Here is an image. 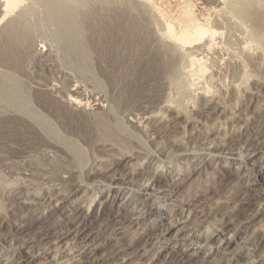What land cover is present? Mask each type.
<instances>
[{
    "label": "rangeland",
    "instance_id": "1",
    "mask_svg": "<svg viewBox=\"0 0 264 264\" xmlns=\"http://www.w3.org/2000/svg\"><path fill=\"white\" fill-rule=\"evenodd\" d=\"M138 2L24 0L0 22V114L25 119L35 129L36 140L46 142L0 151V264H264V0H224L218 7L221 13L215 14L219 17L210 19L223 25L213 50L184 48V52L165 46L159 33L155 34L161 21L150 6ZM52 4L58 8L57 18L47 14ZM124 15L128 17L121 19ZM69 21L78 35L69 37L64 32ZM110 38L119 40L117 50L111 49ZM150 40L153 48L164 49L174 60L170 84L159 96L176 102L161 104L156 118L144 114L136 123L139 114L155 108L148 106L150 97L145 95L152 88L143 90V100L132 102L127 97ZM188 51L205 61L200 81L187 76ZM75 90L87 106L71 102L68 107L77 113L86 110L80 114L95 128L97 135L92 139L69 134L35 105L39 99L66 104ZM24 105L34 110L28 114ZM32 113L37 120L29 119ZM101 136L114 141L102 148L95 143ZM223 142L233 143L226 146ZM124 147L129 155L122 157ZM217 147L226 151L211 152ZM221 189L225 196L219 201L223 203L214 207L217 198L210 201L206 196ZM150 192L154 197L143 208ZM170 221L175 222L173 231L165 226ZM223 224L228 229L221 242L196 241ZM51 246L48 260L44 259L43 253Z\"/></svg>",
    "mask_w": 264,
    "mask_h": 264
},
{
    "label": "bare ground",
    "instance_id": "2",
    "mask_svg": "<svg viewBox=\"0 0 264 264\" xmlns=\"http://www.w3.org/2000/svg\"><path fill=\"white\" fill-rule=\"evenodd\" d=\"M74 1V0H73ZM137 1H139L138 3H140V2H143V3H145V4H147L148 6H150V8L152 9L151 11H153L154 12V15L156 14V16L159 18V21H161V25L162 26H160L161 28L160 29H158V31L155 33V34H157V33H159V35L163 38V40L165 41L164 42V44H165V46H168L167 48H169V47H172V48H175V49H199L200 47H202V48H205L206 50H208V51H212L213 50V48H214V38H215V36L216 35H218L219 34V30H220V28H221V26H223V25H221L219 22H218V20L215 18V20L218 22H216V21H214V19H212L213 21H211L210 19L211 18H214L213 17V15H215V14H217L218 12H220L221 10L220 9H218V7H219V5L220 4H223V1L224 0H211L210 1V3L208 2V3H206L207 1L206 0H159V1H157V0H137ZM225 1H227V0H225ZM23 2H24V0H0V22L6 17V16H9V15H11L15 10H17L18 8H20V6L23 4ZM67 2V1H66ZM112 2V1H111ZM75 3V2H74ZM142 3V4H143ZM217 3V4H216ZM229 3V2H228ZM230 3H231V1H230ZM233 3H237V2H233ZM72 4V3H71ZM76 4V3H75ZM70 5V4H69ZM140 5V4H139ZM234 5H236V4H234ZM234 5H232V6H234ZM143 6V5H142ZM147 6V7H148ZM221 6V5H220ZM226 6H228V5H226ZM240 6V5H239ZM68 7V6H67ZM222 7V6H221ZM224 7H225V5H224ZM223 7V8H224ZM231 7V6H230ZM237 7V6H236ZM73 8V7H72ZM135 8V7H134ZM144 8V7H143ZM239 8V7H238ZM238 8H236V9H238ZM48 16L49 17H58V14H55L56 12H57V10H58V8H57V6H54L53 4H52V6H49L48 8ZM68 9V8H67ZM74 9V8H73ZM76 9V8H75ZM109 9V8H108ZM236 9H233L234 11L236 10ZM112 10V9H111ZM133 10V9H132ZM241 10H242V8H241ZM246 10V9H245ZM123 11V10H122ZM138 11V10H137ZM143 11V10H142ZM141 11V12H142ZM230 11H232V9H230ZM76 12V11H75ZM75 12H73V13H75ZM127 12V11H126ZM132 12H134V11H132ZM233 12V11H232ZM238 12H240V11H238ZM62 13V12H61ZM67 13V12H66ZM98 13V12H97ZM129 13V12H128ZM221 13V12H220ZM230 13V12H229ZM237 13V12H236ZM243 13V12H242ZM14 14V13H13ZM76 14V13H75ZM119 14V13H118ZM124 14H127V13H124ZM130 14V13H129ZM232 14V13H231ZM238 14V13H237ZM64 15V14H63ZM132 15V14H131ZM69 16V15H68ZM215 16H218V15H215ZM262 16V15H261ZM11 17V16H10ZM15 17V16H14ZM120 17V16H119ZM124 17H128V15H124V16H121V19H124ZM132 17V16H131ZM130 17V18H131ZM153 17H155V16H153ZM219 17V16H218ZM221 17V16H220ZM248 17V16H247ZM256 17V16H255ZM13 18V17H12ZM17 18V17H16ZM19 18V17H18ZM89 18H90V16H89ZM136 18V17H135ZM156 18V17H155ZM251 18V17H250ZM127 19V18H126ZM134 19V18H133ZM157 19V18H156ZM225 19V18H224ZM9 20V19H8ZM13 20H15V21H17V19H14L13 18ZM90 20V19H89ZM128 20V19H127ZM127 20L125 21V20H123L124 22H126L127 24H128V22H127ZM131 20V19H130ZM262 20V19H261ZM10 21L12 22V20L10 19ZM19 21V20H18ZM20 21H21V19H20ZM75 21V20H74ZM73 21V22H74ZM147 21V20H146ZM157 21V20H156ZM155 21V22H156ZM228 21V20H227ZM6 22V21H5ZM23 22V21H22ZM21 22V23H22ZM55 22V21H54ZM120 22V21H119ZM230 22V21H229ZM10 23V22H9ZM15 23V26H17L16 25V22H14ZM13 23V24H14ZM108 23V22H107ZM151 23V22H150ZM213 23H215V24H213ZM18 24V23H17ZM54 24V23H53ZM71 22L69 21V22H67V23H65V33H66V35H68L69 37H72V36H76V35H78L77 34V31L76 30H74L73 28H72V26H71ZM76 24V23H75ZM99 24V23H98ZM101 24V23H100ZM133 24V23H132ZM132 24H130V25H132ZM3 25H5V24H3ZM20 25V24H19ZM119 25H121V23L119 24ZM119 25L117 26V27H119ZM123 25V24H122ZM153 25V24H152ZM221 25V26H220ZM1 26V25H0ZM7 26V25H6ZM8 26H10V25H8ZM26 26V25H25ZM60 26V25H59ZM62 26V25H61ZM67 26H68V28H67ZM90 26V25H89ZM95 26V25H94ZM4 27V26H3ZM22 28H24L23 26H21ZM91 27V26H90ZM116 27V26H115ZM122 27V26H121ZM155 27V26H154ZM7 28V27H6ZM10 28V27H9ZM8 28V29H9ZM15 28H17V27H14V29ZM75 28H77V27H75ZM94 28V27H93ZM123 28V27H122ZM140 28V27H139ZM159 28V27H158ZM20 29V28H19ZM64 29V28H63ZM97 29V28H96ZM134 29V28H133ZM143 29V28H142ZM157 29V28H156ZM2 30H4V29H2ZM24 30V29H23ZM94 30V29H93ZM102 30V29H101ZM100 30V31H101ZM104 30V29H103ZM108 30V29H107ZM111 30V29H110ZM117 30V29H116ZM120 30V29H119ZM125 30V29H124ZM127 30V29H126ZM153 30V29H152ZM9 31V30H8ZM7 31V32H8ZM11 31H13V29L11 30ZM10 31V32H11ZM16 31H19L18 29L16 30ZM21 31H22V29H21ZM83 31V30H82ZM81 31V32H82ZM98 31V30H97ZM118 31V30H117ZM121 31H122V29H121ZM132 31V30H131ZM2 32V31H1ZM115 32V31H114ZM138 32V31H137ZM14 33V32H13ZM29 33V32H28ZM85 33V32H84ZM105 33V32H104ZM118 33V32H117ZM120 33V32H119ZM118 33V34H119ZM139 33V32H138ZM152 33H154V32H152ZM222 33V32H221ZM17 35H18V33H16ZM15 34V35H16ZM82 34V33H81ZM108 34V33H107ZM114 34V33H113ZM124 34V33H123ZM136 34V33H135ZM141 34V33H140ZM13 35V34H12ZM84 35V34H83ZM9 36V35H8ZM7 36V37H8ZM11 36V35H10ZM19 36V35H18ZM25 36V35H24ZM23 36V37H24ZM117 36V35H116ZM120 36V35H119ZM124 36V35H123ZM122 36V37H123ZM125 36H127V35H125ZM129 36V35H128ZM158 36V35H157ZM16 37V36H15ZM20 37H21V35H20ZM26 37V36H25ZM113 37V36H112ZM140 37V36H139ZM152 37H153V35H152ZM10 37H8V39H9ZM19 38V37H18ZM85 38V37H84ZM115 38V37H114ZM121 38V37H120ZM137 38V37H136ZM149 38H151V37H149ZM5 39V38H4ZM3 39V40H4ZM10 39H15L14 37H11ZM28 39V38H27ZM100 39V38H99ZM111 39V38H110ZM124 39H125V37H124ZM155 39V38H154ZM161 39V38H160ZM18 40V39H17ZM34 40V39H33ZM74 40V39H73ZM107 40V39H106ZM123 40V39H122ZM134 40H135V38H134ZM149 40V39H148ZM152 40V39H151ZM151 40L150 41H148L147 43H148V45H147V48L143 51V52H145L146 54H147V57H146V59L144 60V62L141 64V67H140V69H139V71L138 72H136L137 74L135 75L136 76V78H135V80L133 79L132 80V82H131V87L130 88H128L129 90H128V98H130V101H132V100H139V98L140 99H142V98H144V96L146 95V97L148 98V97H150V100H149V104H148V106L149 105H153V107H155V108H153L154 110H152V111H148V112H145L144 110V112H140L141 113V115L139 114V116L140 117H137L138 119H136V120H138V122H136V123H139V121L140 120H142V119H144V116L145 115H148L149 117V119H153V118H156L157 117V115L159 114H155V112H156V110H161V108H160V105L161 104H163V103H168L169 105L170 104H174L176 101H172L173 103H170L171 102V99L172 98H170L168 101H167V97L165 98V99H160V96H159V92H161V90H163L164 88H166V86H167V84H170V81H171V78H170V76H171V74H172V72H173V68H174V60L171 58V56L169 55V53L167 52V51H163L162 49H157V47H155V48H153L152 47V43H151ZM162 40V41H163ZM10 41L11 40H9V42L8 43H10ZM19 41V40H18ZM109 41V40H108ZM127 41H129V39L127 40ZM138 41V40H137ZM13 42V41H12ZM15 42V44H17L16 43V40L14 41ZM38 42V41H37ZM70 42V41H69ZM73 42V41H72ZM77 42V41H76ZM106 42V41H105ZM124 42V41H123ZM131 42V41H130ZM141 42V41H140ZM155 43H156V41H154ZM153 42V43H154ZM3 43V42H2ZM74 43V42H73ZM111 44H109L112 48L111 49H113V50H115L116 48H118L119 47V45H118V43H119V40H117V39H111V42H110ZM127 43V42H126ZM142 43H143V41H142ZM144 43H145V40H144ZM158 43V42H157ZM162 43V42H161ZM13 44V43H12ZM14 44V45H15ZM68 44V43H67ZM75 44V43H74ZM73 44V45H74ZM76 44H78V43H76ZM82 44V43H81ZM134 44H136V43H134ZM138 44V43H137ZM163 44V43H162ZM163 44V45H164ZM250 44H251V42H250ZM4 45V44H3ZM9 45H11V44H9ZM123 45V44H122ZM128 45V44H127ZM129 45H131V44H129ZM157 45V44H156ZM242 45V44H241ZM13 46V45H12ZM32 46V45H31ZM66 46V45H65ZM69 46V45H68ZM68 46L66 47V48H68ZM91 46V45H90ZM109 46V47H110ZM125 46V45H124ZM123 46V47H124ZM137 46V45H136ZM145 46V45H144ZM164 46V47H165ZM11 47V46H10ZM15 47V46H14ZM16 47H17V45H16ZM15 47V48H16ZM72 47H75V45L74 46H72ZM77 47V49L79 50V51H81L80 50V48L78 47V46H76ZM81 47V46H80ZM94 47H95V45H94ZM99 47V46H98ZM31 48V47H30ZM43 48V47H42ZM84 48V47H83ZM125 48V47H124ZM134 48V47H133ZM138 48V47H137ZM159 48V47H158ZM160 48H162V47H160ZM201 48V49H202ZM9 49V48H8ZM7 49V50H8ZM10 49H12V50H10ZM9 49V51H11V52H13L14 51V49L13 48H10ZM82 49V48H81ZM98 49V48H97ZM123 49V48H122ZM166 49V48H165ZM6 50V49H5ZM77 50V51H78ZM88 50V49H87ZM117 50V49H116ZM126 50V49H125ZM131 50V49H130ZM142 50H143V48H142ZM170 50V49H169ZM16 51H18L17 49H15V52ZM25 51V50H24ZM69 51V50H68ZM73 51V50H72ZM75 51V50H74ZM111 51V50H110ZM121 51V50H120ZM129 51V50H128ZM183 51V50H182ZM197 51H199V50H197ZM243 51V50H242ZM3 52V51H2ZM1 52V53H2ZM8 52V51H7ZM26 52V51H25ZM94 52V51H93ZM119 52V51H118ZM124 52V51H123ZM135 52H136V50H135ZM184 52V51H183ZM207 52V51H206ZM27 53H28V51H27ZM41 53V52H40ZM78 53V52H77ZM77 53H75V54H77ZM113 53V51L111 52V54ZM116 53V52H115ZM115 53H114V55H115ZM126 53V52H125ZM128 53V52H127ZM130 53V52H129ZM133 53H134V49H133ZM132 53V54H133ZM137 53H139V52H137ZM145 53H143V54H145ZM188 53L189 54H187L188 55V57H189V59H187V62L189 61V64H190V66L189 65H186V66H188L187 68H189L190 67V69L188 70V73H187V76L188 75H190V76H188V77H190V78H192V76L194 77H198L197 79L199 80L203 75H205L204 73L205 72H203L204 70H205V61L202 59V58H199L198 56L199 55H195V51L194 52H192V54L188 51ZM198 53V52H197ZM208 53V52H207ZM219 53V52H218ZM261 53H263V52H261ZM16 56L18 55V53L16 54V53H14ZM13 54V55H14ZM20 54V53H19ZM70 54V53H69ZM88 54V53H87ZM117 54V53H116ZM131 54V53H130ZM135 54L136 53H134V56H135ZM73 55H74V53H73ZM121 55H123V53L121 54ZM138 55V54H137ZM186 55V54H185ZM201 55V54H200ZM69 56V55H68ZM117 56V55H116ZM119 56V55H118ZM129 56V55H128ZM132 56V55H131ZM146 56V55H145ZM144 56V57H145ZM204 56V55H203ZM1 57V56H0ZM10 57V56H9ZM19 57V56H18ZM71 57V56H70ZM83 57V56H82ZM82 57H80V58H82ZM122 57V56H121ZM120 57V58H121ZM136 58H137V56H135ZM139 57V56H138ZM183 57V56H182ZM8 58V57H7ZM11 58V57H10ZM76 58V57H75ZM115 56H114V61H113V63L115 64L116 62H115ZM123 58V57H122ZM12 59V58H11ZM78 59H79V57H78ZM117 59H119V58H117ZM127 59V58H126ZM125 59V60H126ZM135 59V58H134ZM178 59V58H177ZM211 59V58H210ZM22 60V59H21ZM128 60H130V59H127V62H128ZM132 60H133V58H132ZM11 61V60H10ZM23 61V60H22ZM106 61V60H105ZM117 61V60H116ZM124 61V60H123ZM122 61V62H123ZM131 61V60H130ZM207 61V60H206ZM221 61V60H220ZM245 61V60H244ZM77 62V61H76ZM82 62H83V60H82ZM85 62V61H84ZM109 62V61H108ZM118 62V61H117ZM133 62V61H132ZM136 62V61H135ZM138 62H139V59H138ZM141 62V61H140ZM179 62V61H178ZM210 62V61H209ZM212 62V61H211ZM74 63H75V61H74ZM120 63H121V61H120ZM252 63V62H251ZM4 64V63H3ZM77 64V63H76ZM80 65H81V63H79ZM79 64H77V65H79ZM106 64H107V62H106ZM123 64V63H122ZM127 64V63H126ZM69 65V64H68ZM105 65V64H104ZM112 65V64H111ZM130 65V64H129ZM140 64L138 63V66H139ZM179 65V64H178ZM248 65V64H247ZM106 66V65H105ZM120 66V65H119ZM125 66H127V65H125ZM183 67H186V66H184V64L182 65ZM67 67V66H66ZM70 67V66H69ZM84 67V66H83ZM116 67H117V65H116ZM132 67V66H131ZM134 67V66H133ZM132 67V68H133ZM136 67V66H135ZM134 67V68H135ZM14 68V67H13ZM81 68V67H80ZM119 68V67H118ZM128 67H126V69H127ZM131 68V69H132ZM133 68V69H134ZM139 68V67H138ZM187 68H185V70H187ZM245 68V67H244ZM254 68V67H253ZM12 69V68H11ZM71 69V68H70ZM108 69V68H107ZM115 68H113V70H114ZM117 69V68H116ZM124 69V68H123ZM136 69V68H135ZM180 69V68H179ZM91 70V69H90ZM120 71L119 72H121V69H119ZM103 71V70H102ZM123 72H124V70H122ZM243 71V70H242ZM110 72V71H109ZM112 72L113 71H111L110 72V74H112ZM118 72V71H117ZM134 72V71H133ZM122 73V72H121ZM127 73V72H126ZM182 74H183V72H182ZM186 74V73H185ZM113 75H114V73H113ZM112 75V76H113ZM110 76V75H109ZM108 76V77H109ZM118 76V75H117ZM123 76H124V74H123ZM128 76V75H127ZM129 76H133V75H129ZM184 76V75H183ZM182 76V77H183ZM186 76V75H185ZM245 76V75H244ZM111 77V76H110ZM114 77H116V76H114ZM176 77V76H175ZM200 77V78H199ZM100 78V77H99ZM118 78H119V76H118ZM122 78V77H121ZM125 78V77H124ZM178 78V77H177ZM187 78V77H186ZM204 78H205V76H204ZM4 79V78H3ZM127 79H129V77L127 78ZM126 79V80H127ZM176 79V78H175ZM193 79V78H192ZM202 79V78H201ZM246 79V78H245ZM112 80V79H111ZM116 80H118V79H116ZM120 80V79H119ZM174 80V79H173ZM183 81H181V82H183V84H185L187 81H188V78H187V81H185V78L184 79H182ZM222 80V79H221ZM30 81V80H29ZM115 81V80H114ZM121 81V80H120ZM119 81V82H120ZM130 81V80H129ZM184 81H185V83H184ZM189 81H191L190 79H189ZM188 81V82H189ZM200 81V80H199ZM41 82V81H40ZM193 82V81H192ZM207 82V81H206ZM242 82V81H241ZM240 82V83H241ZM195 83V82H194ZM222 83V82H221ZM26 84V83H25ZM41 84V83H40ZM128 84H130V83H128ZM182 84V85H183ZM190 83H188V85H189ZM239 84V83H238ZM10 85V84H9ZM100 85V84H99ZM117 85V84H116ZM115 85V86H116ZM181 85V86H182ZM187 84H186V86H188ZM11 86V85H10ZM95 86V85H94ZM102 86V85H101ZM114 86V87H115ZM174 86V85H173ZM181 86L180 85H178L177 87L178 88H181ZM235 86V85H234ZM239 86V85H238ZM121 87H122V85H121ZM125 87V86H124ZM152 88L153 90L149 93V92H147V93H145V95H144V93L143 92H145V91H143L145 88H147V89H149V88ZM184 87H185V85H184ZM194 87V86H193ZM2 87H0V89H1ZM4 88V87H3ZM213 88V87H212ZM11 89H13V88H11ZM98 89V88H97ZM122 89V88H121ZM127 89V88H126ZM125 89V90H126ZM184 89H187L186 87L184 88ZM184 89L182 90L183 91V94L185 93L184 92ZM10 90V89H9ZM63 90H64V88H63ZM178 90V89H177ZM188 90V89H187ZM6 91V90H5ZM7 91H8V89H7ZM12 91H14V90H12ZM123 91V90H122ZM150 91V90H149ZM180 91V90H179ZM179 91H178V93H179ZM208 91V90H207ZM10 92V91H9ZM8 92V93H9ZM19 92V91H18ZM78 92V91H77ZM76 92V90H75V92H73L72 94H70L67 98H68V102H65V101H63V102H65L66 104H60L59 102L57 103H53V104H48V103H46V102H44L43 100H36L35 101V99H34V101H35V105L37 106V107H39V109L41 108V109H43L45 112H47V114L50 116V117H52L55 121H53V120H51L50 118V120L51 121H53L54 123L57 121L62 127L61 128H64V130L65 131H67V132H69V134L71 133V135L72 134H80L81 136V138H89V139H92L93 137H94V135H97V134H94L93 133V130L95 129H92L93 128V126L89 123V122H87V120L85 119V117L83 116V115H81L80 114V112L82 111H79V113H77L76 111H74V110H77V109H75L74 107V110H73V108L71 109V108H69L68 107V105L69 104H72L71 102H73V104L72 105H74V103L76 104V105H78V107L80 106V107H86L87 106V103L88 102H85V103H83L82 104V100L79 98V95H78V93ZM114 92V91H113ZM176 92V91H175ZM181 92V91H180ZM188 92V91H187ZM0 93H1V91H0ZM7 93V94H8ZM11 93V92H10ZM13 93V92H12ZM15 93H17V90H16V92ZM15 93H14V95H15ZM126 93V92H125ZM143 93V94H142ZM152 93H154V95H151ZM170 93V92H169ZM206 93V92H205ZM3 94V93H2ZM162 94V93H161ZM180 94V93H179ZM1 95V94H0ZM4 95V94H3ZM11 95V94H10ZM17 95H18V93H17ZM38 95V94H37ZM53 95V94H52ZM81 95V94H80ZM114 95V94H113ZM190 95V94H189ZM117 96V95H116ZM169 96V95H168ZM182 96V95H181ZM205 96V95H204ZM3 97H5V99H6V95L5 96H3ZM9 97V96H8ZM17 97V96H16ZM19 97V96H18ZM124 97V96H123ZM13 98V97H12ZM38 98H40L39 96H38ZM93 98V97H92ZM126 98V97H125ZM184 98V97H183ZM183 98H182V100H183ZM4 99V98H3ZM15 99V98H14ZM42 99V98H41ZM62 99V98H61ZM127 99V98H126ZM146 99V98H145ZM1 100V99H0ZM12 99L10 98V101H11ZM59 100V99H58ZM66 100V99H65ZM86 100V99H85ZM100 100V99H99ZM143 100V99H142ZM141 100V101H142ZM148 100V99H147ZM174 100V99H173ZM4 102L5 101H7V100H3ZM16 101V100H15ZM25 101V100H24ZM27 101V100H26ZM87 101H88V99H87ZM140 101V102H141ZM206 101H207V99H206ZM1 102H2V100H1ZM13 102V101H12ZM20 102H21V100H20ZM23 102V101H22ZM111 102V101H110ZM116 102V101H115ZM133 102V101H132ZM139 102V103H140ZM186 102V101H185ZM3 103V102H2ZM1 103V104H2ZM6 103V102H5ZM9 103V102H8ZM8 103H6V104H8ZM102 103V102H101ZM127 103V102H126ZM135 103V105H136V103L138 104V102H134ZM141 103H143V101L141 102ZM11 104V103H10ZM18 104H21V103H18ZM26 104V103H25ZM93 104V103H92ZM91 104V105H92ZM128 104V103H127ZM12 105V104H11ZM10 105V106H11ZM23 104H21V106H22ZM31 105V104H30ZM121 105H123V104H121ZM130 105V104H129ZM175 105V104H174ZM1 106V105H0ZM9 106V107H10ZM13 106V105H12ZM15 106V105H14ZM89 106V105H88ZM128 106V105H127ZM132 108H134V105L132 104ZM138 106V105H137ZM166 106V105H165ZM178 106V105H177ZM33 107H34V104H33ZM75 107H77V106H75ZM98 107V106H97ZM101 107H102V105H101ZM170 107V106H169ZM22 108H26L27 110V113L29 114V113H31L32 111H30V109H28L27 107H25V105H24V107H22ZM32 108V107H31ZM145 108V107H144ZM150 108V107H149ZM152 108V107H151ZM14 109H16V106H15V108ZM19 109H21V108H19ZM18 109V110H19ZM85 109V108H84ZM135 109L136 108H134V111H135ZM2 110H3V108H2ZM133 110V109H132ZM16 111V110H15ZM23 111H25V110H22V112ZM25 111V112H26ZM29 111V112H28ZM78 111V110H77ZM84 111V112H83ZM82 112L85 114V111L86 110H83ZM140 111V110H139ZM146 111H147V109H146ZM10 112V111H9ZM20 112H21V110H20ZM24 112V113H25ZM136 112V111H135ZM3 113V112H2ZM41 113V112H40ZM39 113V114H40ZM133 113V112H132ZM139 113V112H138ZM180 113V112H179ZM18 114V113H17ZM20 114H22V113H20ZM28 114L27 115H25V114H23L25 117H27L28 116ZM134 114V113H133ZM145 114V115H144ZM161 114V113H160ZM105 116V115H104ZM138 116V115H137ZM29 117V119H34V120H37L38 119V117H37V119H36V117H35V113H32L31 114V116H28ZM39 117H41V115L39 116ZM46 117H47V115H46ZM45 117V118H46ZM148 118H146V119H148ZM47 119V118H46ZM45 119V120H46ZM133 119H135V118H133ZM47 121V120H46ZM131 121V120H130ZM197 121V120H196ZM38 122V121H37ZM133 122V121H132ZM131 122V123H132ZM4 123H6V124H4ZM36 123V122H35ZM38 123H40V122H38ZM53 123V124H54ZM134 123V122H133ZM141 123V122H140ZM57 124V123H56ZM58 124V125H59ZM135 124V123H134ZM94 125V124H93ZM37 126H38V124H37ZM43 126V125H42ZM41 126V127H42ZM45 126V125H44ZM50 127V126H49ZM57 127V126H56ZM121 127V126H120ZM55 128V127H54ZM60 128V127H59ZM58 128V129H59ZM108 128V127H107ZM141 128H143V127H141ZM46 129V128H45ZM52 129V128H51ZM113 129V128H112ZM121 129V128H120ZM43 130H44V128H43ZM56 130V129H55ZM98 130V129H97ZM96 130V131H97ZM116 130V129H115ZM131 130V129H130ZM34 131H35V129L33 128V126L32 125H30V124H28L26 121H25V119H23V118H21V117H19V116H3V115H1L0 114V151L1 152H10V150H12L13 149V147L14 146H20V145H25V146H28V147H32V146H34V145H36V146H42V145H46V142L45 141H41V142H39L38 140H40V139H38V140H36L37 138L35 137V133H34ZM38 131V130H37ZM45 131V130H44ZM57 131H59V130H57ZM119 131V130H118ZM117 131V132H118ZM105 132V131H104ZM115 132V131H114ZM123 132H125V131H123ZM159 132V131H158ZM37 133V132H36ZM55 133V132H54ZM60 134H61V132H59ZM63 133H64V131H63ZM122 133V132H121ZM127 133V132H126ZM34 134V135H33ZM47 134V133H46ZM30 135V136H29ZM42 135V134H41ZM77 135V136H78ZM111 135V134H110ZM43 136V135H42ZM50 136V135H49ZM67 137V136H66ZM74 137V136H73ZM120 137V136H119ZM50 138H51V136H50ZM76 138V137H75ZM78 138V137H77ZM101 138H102V136H101ZM104 138V137H103ZM95 139V140H97V141H95V143L97 144H99V145H101V147L102 148H106L107 147V145H104L106 142H109L110 140H109V138H107V139ZM44 139V138H43ZM57 140V139H56ZM84 140V139H83ZM82 140V141H83ZM94 140V139H93ZM93 140H91V141H93ZM122 140V139H121ZM69 141V140H68ZM81 141V142H82ZM85 141V140H84ZM111 141H112V139H111ZM111 141L109 142L110 144H111ZM114 141V140H113ZM113 141H112V143H113ZM127 141V140H126ZM129 141V140H128ZM90 141H88V143H89ZM74 143H76V142H74ZM92 143H94V141L92 142ZM108 143V145H110ZM115 143V142H114ZM167 143V142H166ZM173 143V142H172ZM233 143V142H232ZM232 143L231 142H223V144L222 145H226V146H230V145H232ZM48 144V143H47ZM61 144H62V142H61ZM72 144V143H71ZM86 144V143H85ZM117 144V143H116ZM115 144V145H116ZM122 144H123V142H122ZM174 144H176V143H174ZM178 144V143H177ZM176 144V145H177ZM185 144V143H184ZM60 145V144H59ZM63 145V144H62ZM76 145V144H75ZM95 145V144H94ZM123 145H125V144H123ZM209 145V144H208ZM68 146V145H67ZM112 146H114L113 144H112ZM111 146V147H112ZM117 146V145H116ZM127 146V145H126ZM129 146V145H128ZM24 147V146H23ZM38 147H36V148H38ZM70 147V146H69ZM77 147V146H76ZM117 147H119V145L117 146ZM122 147V146H121ZM136 147V146H135ZM215 147V146H214ZM22 148V147H21ZM45 148V147H44ZM71 148V147H70ZM70 148H69V150H70ZM78 148V147H77ZM114 148V147H113ZM137 148V147H136ZM39 149V148H38ZM47 149V148H46ZM124 149H125V147H124ZM126 149H127V147H126ZM125 149V151H126V153H125V151L123 152V154H122V151H123V149H122V151L120 150V151H118V152H120L121 154H122V157H125V155H129L128 153H129V151L127 152V150ZM130 149V148H129ZM149 149V148H148ZM164 149V148H163ZM27 150V149H26ZM37 150V149H36ZM42 150V149H41ZM79 150V149H78ZM114 150V149H113ZM116 150H118V149H116ZM201 150H203V149H201ZM219 151H222V152H225L226 150L225 149H223V150H221V147L220 148H215L214 150H212L211 152H213V153H215V152H219ZM25 152V151H24ZM35 152V151H34ZM76 152V151H75ZM132 152V151H131ZM80 153V152H79ZM119 153V154H120ZM6 155V154H5ZM9 156V155H8ZM9 157H11V156H9ZM121 157V156H120ZM127 157H130V158H132L133 156H127ZM81 158V157H80ZM73 160V159H72ZM2 161V160H1ZM79 162V161H78ZM82 162V161H81ZM243 162H245V161H243ZM78 166V165H77ZM134 166V165H133ZM79 167V166H78ZM60 170V169H59ZM82 170V169H81ZM66 171V170H65ZM105 171V170H104ZM77 172V171H76ZM116 172V171H115ZM115 172H114V174H115ZM61 173V172H60ZM125 174V173H124ZM108 175V174H107ZM122 177V176H121ZM110 178V177H109ZM121 179V178H120ZM81 181V180H80ZM258 181H261L260 179H257V181H256V183L258 184L259 182ZM71 182V181H70ZM117 182V181H116ZM128 182V181H127ZM162 181H158V183H161ZM111 183V182H110ZM120 184V183H119ZM260 184V183H259ZM77 185V184H76ZM79 186V185H78ZM131 186V185H130ZM222 188V187H221ZM227 191H225L224 193H226ZM152 193L154 194V192L152 191ZM151 192H150V195H149V197H147L146 196V198L144 199V201H143V204L145 205L143 208H145L149 203H150V201L152 200V198L154 197V195L152 194ZM173 193V192H172ZM223 193V190L221 189V190H217V191H214L213 193H212V191L207 195V194H205V195H207L206 196V199H209L210 201H212V200H214V199H216L217 198V202H214L213 201V205H214V207H216L217 205L219 206L220 204L222 205V203L219 201V198L221 199V197L220 196H225V194H222ZM233 194V193H232ZM156 195V194H155ZM167 195V194H166ZM231 195V194H230ZM169 196V195H168ZM204 197V196H203ZM202 197V198H203ZM205 198V197H204ZM230 198V197H229ZM222 200V199H221ZM199 201H202L201 199L199 200ZM209 202V201H208ZM200 203V202H199ZM250 206V205H249ZM140 209V208H139ZM212 209V208H211ZM215 209V208H214ZM189 210V209H188ZM210 210V209H209ZM149 211V210H148ZM253 212V211H252ZM150 213V212H149ZM152 213V212H151ZM210 213V212H209ZM215 213V212H214ZM155 214V213H154ZM170 215V214H169ZM179 215V214H178ZM181 215V214H180ZM158 216V215H157ZM173 216V215H172ZM255 216H256V214H255ZM154 217V216H153ZM184 218V217H183ZM249 218V217H248ZM187 219V218H186ZM172 220V219H171ZM163 222V221H162ZM171 222V221H170ZM164 223V222H163ZM175 222H171V223H169V225H165L166 227H167V230L168 229H170L171 228V231H173V229H174V227H173V224H174ZM72 224V223H71ZM79 224V223H78ZM162 224V223H161ZM165 224H167V223H165ZM225 224H223L222 226H219V227H217L214 231H212L209 235H203V236H205V237H202V238H197L196 239V241L198 242V243H200V244H204V243H207V244H209V243H211L212 241H214V240H217V242L219 243V242H221L222 241V234L223 233H225L226 231H227V227H223ZM236 225V224H235ZM77 226V225H76ZM161 226V225H160ZM166 229V228H165ZM164 229V230H165ZM154 231V230H153ZM177 232H178V230H176ZM237 231H243L242 230V228H238L237 227ZM68 232V231H67ZM90 232V231H89ZM150 233V232H149ZM156 233V232H155ZM164 232H162L161 233V236H162V234H163ZM62 234V233H61ZM76 234V233H75ZM170 234V233H169ZM205 234V233H204ZM207 234H208V232H207ZM158 235H160V234H158ZM231 235V234H230ZM185 236V235H184ZM58 237V236H57ZM60 237V236H59ZM64 237V236H63ZM228 237H230V236H228ZM60 243V242H59ZM225 245H228L229 244V241H225ZM263 243V242H262ZM57 245H59L58 243H57ZM52 249V246L51 247H48L46 250H45V252L43 253L44 254V259H47L48 260V254L50 253V250ZM59 249V248H58ZM61 249V248H60ZM53 251H55V250H53ZM57 251V250H56ZM233 253L235 254V249L233 250V252H231V255L233 256ZM178 254V253H177ZM176 254V255H177ZM48 255V256H47ZM180 255V254H179ZM192 256V255H191ZM186 257V256H185ZM185 257H183L182 256V260H183V258L185 259ZM181 258V257H180ZM187 259V258H186ZM190 260L191 259H194V258H189ZM181 260V261H182ZM50 261V260H49ZM29 262V261H28ZM188 261H185V263H187ZM195 262V261H194ZM189 263V262H188ZM192 263V262H191ZM30 264V263H29ZM32 264V263H31ZM227 264V263H226Z\"/></svg>",
    "mask_w": 264,
    "mask_h": 264
}]
</instances>
